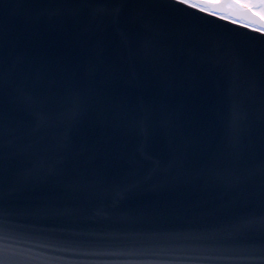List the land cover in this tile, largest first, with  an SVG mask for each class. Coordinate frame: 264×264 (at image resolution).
<instances>
[{
	"label": "water",
	"instance_id": "1",
	"mask_svg": "<svg viewBox=\"0 0 264 264\" xmlns=\"http://www.w3.org/2000/svg\"><path fill=\"white\" fill-rule=\"evenodd\" d=\"M228 2L0 0V264H264V22Z\"/></svg>",
	"mask_w": 264,
	"mask_h": 264
},
{
	"label": "snow or ice",
	"instance_id": "2",
	"mask_svg": "<svg viewBox=\"0 0 264 264\" xmlns=\"http://www.w3.org/2000/svg\"><path fill=\"white\" fill-rule=\"evenodd\" d=\"M180 3L182 4H189V0H179ZM191 7L196 8V4H190ZM214 7H218V3L213 4ZM229 9H238L242 11H252L253 9H256L257 7L259 8V16L262 22H264V0H261L259 5H256L254 3H246V2H239V3H229L226 5ZM200 11H206L205 8H200ZM215 14V13H211ZM223 18V17H222Z\"/></svg>",
	"mask_w": 264,
	"mask_h": 264
},
{
	"label": "rangeland",
	"instance_id": "3",
	"mask_svg": "<svg viewBox=\"0 0 264 264\" xmlns=\"http://www.w3.org/2000/svg\"><path fill=\"white\" fill-rule=\"evenodd\" d=\"M210 1H215V0H210ZM233 1L236 3H239V2L254 3L256 5H259L261 2V0H233ZM205 9H207V8L205 7ZM253 11L255 13L259 14V8L258 7L256 9H253Z\"/></svg>",
	"mask_w": 264,
	"mask_h": 264
},
{
	"label": "flooded vegetation",
	"instance_id": "4",
	"mask_svg": "<svg viewBox=\"0 0 264 264\" xmlns=\"http://www.w3.org/2000/svg\"><path fill=\"white\" fill-rule=\"evenodd\" d=\"M229 3H236V2H234L233 0H229V2H228V4ZM225 16H228L227 14H224Z\"/></svg>",
	"mask_w": 264,
	"mask_h": 264
}]
</instances>
